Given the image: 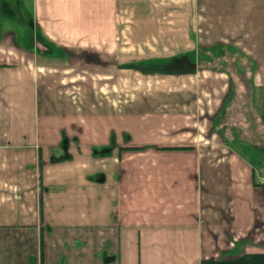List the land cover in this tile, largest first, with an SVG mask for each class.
I'll use <instances>...</instances> for the list:
<instances>
[{
  "label": "crops",
  "instance_id": "0c3cea01",
  "mask_svg": "<svg viewBox=\"0 0 264 264\" xmlns=\"http://www.w3.org/2000/svg\"><path fill=\"white\" fill-rule=\"evenodd\" d=\"M264 0H0V264H264Z\"/></svg>",
  "mask_w": 264,
  "mask_h": 264
},
{
  "label": "built area",
  "instance_id": "2783aa9c",
  "mask_svg": "<svg viewBox=\"0 0 264 264\" xmlns=\"http://www.w3.org/2000/svg\"><path fill=\"white\" fill-rule=\"evenodd\" d=\"M258 183H259V184H264V173L261 174V175L258 177Z\"/></svg>",
  "mask_w": 264,
  "mask_h": 264
},
{
  "label": "rangeland",
  "instance_id": "374dc122",
  "mask_svg": "<svg viewBox=\"0 0 264 264\" xmlns=\"http://www.w3.org/2000/svg\"><path fill=\"white\" fill-rule=\"evenodd\" d=\"M262 140H263V143H264V132H263V138H262Z\"/></svg>",
  "mask_w": 264,
  "mask_h": 264
}]
</instances>
